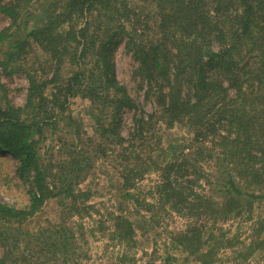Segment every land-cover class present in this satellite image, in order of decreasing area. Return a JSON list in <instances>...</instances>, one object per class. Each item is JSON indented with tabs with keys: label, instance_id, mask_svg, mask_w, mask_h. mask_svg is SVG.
<instances>
[{
	"label": "trees",
	"instance_id": "1",
	"mask_svg": "<svg viewBox=\"0 0 264 264\" xmlns=\"http://www.w3.org/2000/svg\"><path fill=\"white\" fill-rule=\"evenodd\" d=\"M0 13L10 20L0 30V75L20 72L29 84L23 106L0 109V150L15 157L29 199L22 207L0 199V264H76L67 220L91 214L93 204L70 175L91 153L75 149L56 166L40 152L46 126L72 124L64 114L73 97L90 101L102 155L117 148L124 195L134 197L136 181L158 173L159 204L193 218L174 238L183 252L204 264L222 248L235 252L234 236L197 221L242 219L250 234L238 253L264 264V0H0ZM123 42L150 112L116 76ZM176 126L189 136L163 143ZM202 179L220 199L199 189ZM53 198L64 208L52 232L23 229ZM114 227L120 242L133 241L127 215H116Z\"/></svg>",
	"mask_w": 264,
	"mask_h": 264
},
{
	"label": "rangeland",
	"instance_id": "2",
	"mask_svg": "<svg viewBox=\"0 0 264 264\" xmlns=\"http://www.w3.org/2000/svg\"><path fill=\"white\" fill-rule=\"evenodd\" d=\"M131 1L136 2L137 0ZM9 23L10 20L0 13V30ZM148 33H152V31ZM33 60H37V58L34 57ZM114 63L117 78L126 84L133 96L139 99L145 111L150 112L153 107L152 103L144 100L142 88L144 84L133 77V68L136 62L126 51L124 42L118 46L115 52ZM64 68L65 72L67 68ZM0 79L6 86L5 91L0 89V109L4 110L7 101L15 106H23L26 102L29 85L25 75L14 72L9 75H0ZM91 111L92 106L88 99L71 98L64 115L72 116H70L73 120L72 124L69 125L65 123V120H61L55 128L51 125L46 126L40 144L44 163L50 162L56 166L69 163L72 156H75V153H72L75 149L91 153V159H89L91 162L86 161V168L75 172L74 175L72 174L73 176L70 175L73 181L78 182L76 186L90 191L89 203L93 204L91 214H85L84 217L75 215L67 220V223L76 231V249L72 253L75 263L204 264L194 256L183 252L175 242L174 238L177 233L184 231L193 218L182 216L159 204L154 188L160 180L158 173H148L136 181V185L130 190L134 193V197L129 198L124 195L125 189L122 187L119 168L120 160L117 150H115L117 148L108 147L105 156L98 150L97 144L101 138L100 133L96 130L95 121L90 115ZM130 115V111H125L124 118L127 122H129ZM66 120L68 121V119ZM127 131L128 126L124 128L125 135H127ZM163 134V143L165 144L174 138L180 140L189 136L186 129L181 126H176ZM203 166L207 167L205 163ZM15 168V157L0 150V199L22 207L28 204L29 199L24 185L16 177ZM199 189L208 194L213 191L214 196L220 199L219 193L216 192V186L206 180L202 179ZM148 201L154 203L151 210H146L144 207V203ZM63 208L62 200L56 198L48 200L40 212L25 222L23 229H29L31 232L41 230L44 236L49 235L52 232L53 224L61 220ZM259 211L261 214L264 213V207ZM121 213L127 215L133 223L134 239L130 243L120 242L114 233V217ZM213 221V217L206 216L199 218L197 223L206 225L208 230L211 227H221L227 232L228 237L234 236L237 242L235 252L231 248H222L218 252L217 260L211 264H248L249 262H243V256L238 253L237 249L249 241L251 223L232 218L227 221H214V224ZM214 231L217 232V229L214 228ZM50 251L53 250L50 249ZM50 255L46 254L44 259ZM258 257H252V260L250 258V264H258L259 261H262V258ZM47 264L56 263L50 261Z\"/></svg>",
	"mask_w": 264,
	"mask_h": 264
}]
</instances>
